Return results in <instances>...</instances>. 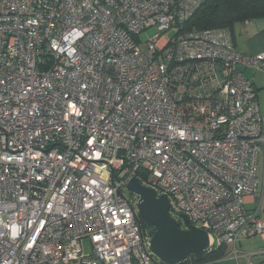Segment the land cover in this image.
I'll return each mask as SVG.
<instances>
[{
	"label": "built area",
	"instance_id": "1",
	"mask_svg": "<svg viewBox=\"0 0 264 264\" xmlns=\"http://www.w3.org/2000/svg\"><path fill=\"white\" fill-rule=\"evenodd\" d=\"M203 1L0 0V264H162L133 177L234 259L264 235V50L183 30Z\"/></svg>",
	"mask_w": 264,
	"mask_h": 264
},
{
	"label": "water",
	"instance_id": "2",
	"mask_svg": "<svg viewBox=\"0 0 264 264\" xmlns=\"http://www.w3.org/2000/svg\"><path fill=\"white\" fill-rule=\"evenodd\" d=\"M127 189L138 197L137 210L151 233L150 248L166 264H175L193 256L202 258L209 247V235L199 228L181 229L168 213L166 197H157L155 192L131 178ZM185 224L188 220L183 215Z\"/></svg>",
	"mask_w": 264,
	"mask_h": 264
},
{
	"label": "crops",
	"instance_id": "3",
	"mask_svg": "<svg viewBox=\"0 0 264 264\" xmlns=\"http://www.w3.org/2000/svg\"><path fill=\"white\" fill-rule=\"evenodd\" d=\"M230 33L234 45L240 51L244 53L255 54L264 50V16L245 21L234 22L232 28L230 29ZM243 73L245 77L250 80L256 90L260 109V102L262 105L264 104V73L256 72L251 69H244ZM260 111L264 113V110L260 109ZM221 246H224V252L221 257L199 264H264V235L253 236L240 240L235 246L239 252V257L236 259L232 258L231 246ZM218 247L220 246L211 245V248L209 246L207 251L216 249ZM189 258H191V256ZM162 264L166 263L162 261Z\"/></svg>",
	"mask_w": 264,
	"mask_h": 264
},
{
	"label": "trees",
	"instance_id": "4",
	"mask_svg": "<svg viewBox=\"0 0 264 264\" xmlns=\"http://www.w3.org/2000/svg\"><path fill=\"white\" fill-rule=\"evenodd\" d=\"M264 16V0H205L184 22L183 30H204L208 28L231 29L236 21H245ZM264 193V187H263ZM142 227L146 225L140 218ZM224 246L207 251L196 260L191 258L177 264H199L217 259L223 255Z\"/></svg>",
	"mask_w": 264,
	"mask_h": 264
},
{
	"label": "rangeland",
	"instance_id": "5",
	"mask_svg": "<svg viewBox=\"0 0 264 264\" xmlns=\"http://www.w3.org/2000/svg\"><path fill=\"white\" fill-rule=\"evenodd\" d=\"M156 32V29L155 28H149L147 29L144 33H142L139 38L140 40H146L149 36H151L152 34H154ZM260 109L264 110V104L262 105V103L260 102ZM261 167H262V163H261V160L258 161V168H259V171L261 172ZM128 193V191H127ZM247 208L248 209H253L254 208V205H247ZM83 246H84V250L86 253H88L90 251V244H89V241L87 239H85L83 241Z\"/></svg>",
	"mask_w": 264,
	"mask_h": 264
}]
</instances>
